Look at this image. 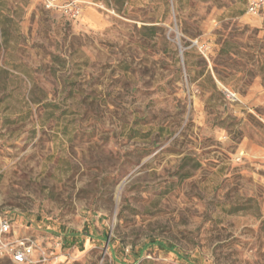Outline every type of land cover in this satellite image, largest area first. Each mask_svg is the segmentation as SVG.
<instances>
[{
	"label": "rangeland",
	"instance_id": "374dc122",
	"mask_svg": "<svg viewBox=\"0 0 264 264\" xmlns=\"http://www.w3.org/2000/svg\"><path fill=\"white\" fill-rule=\"evenodd\" d=\"M248 1L80 0L71 18L0 0L6 242L42 264H264V12Z\"/></svg>",
	"mask_w": 264,
	"mask_h": 264
},
{
	"label": "built area",
	"instance_id": "2783aa9c",
	"mask_svg": "<svg viewBox=\"0 0 264 264\" xmlns=\"http://www.w3.org/2000/svg\"><path fill=\"white\" fill-rule=\"evenodd\" d=\"M43 3L47 9L62 11L71 18H80L84 10L80 0H43ZM261 12H264V0L248 1L247 13L258 15ZM240 154L243 155L244 152L240 151ZM13 231L12 218L9 215H0V253L9 254L13 262L17 264L45 263L46 254H43L40 250L36 252L29 240H22L15 244L7 243L6 239L8 235H12Z\"/></svg>",
	"mask_w": 264,
	"mask_h": 264
},
{
	"label": "trees",
	"instance_id": "16d2710c",
	"mask_svg": "<svg viewBox=\"0 0 264 264\" xmlns=\"http://www.w3.org/2000/svg\"><path fill=\"white\" fill-rule=\"evenodd\" d=\"M72 235H73V239H72V241L69 244H73V242L75 241V239H74L75 234H72ZM157 243L160 246V248H162V249H166L167 248V246L163 242L158 241ZM170 248L173 249V246H171Z\"/></svg>",
	"mask_w": 264,
	"mask_h": 264
}]
</instances>
